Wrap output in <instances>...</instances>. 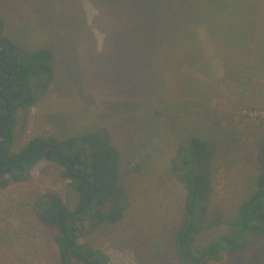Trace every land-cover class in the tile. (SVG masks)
<instances>
[{
  "label": "rangeland",
  "instance_id": "rangeland-1",
  "mask_svg": "<svg viewBox=\"0 0 264 264\" xmlns=\"http://www.w3.org/2000/svg\"><path fill=\"white\" fill-rule=\"evenodd\" d=\"M250 3L256 13L248 18L259 28L249 37L260 35L257 46L264 40V0ZM0 20V35L17 44L21 57L42 50L53 56L51 83L40 88L36 82L35 103L17 115L13 152L35 138L52 139L65 153L85 146L98 174L118 163L123 216L96 228L85 224L79 243L104 252L108 264H180L173 240L182 225L186 191L172 168L180 144L190 137L211 149V191L203 202L207 228L193 248L228 233L223 222L237 218L260 173L264 62L260 72H253L247 57L232 55L226 60L236 75L225 73L223 55L205 21H198L185 27L195 43L185 58L175 54L179 45L171 38L154 41L149 49L165 61L159 95L142 91L140 73L128 68L136 60L140 69L139 52L145 47L143 35L132 41L122 35L129 26L140 27L139 17H132L122 1L0 0ZM191 51L196 58L188 56ZM129 53H138L137 58L128 59ZM65 172L64 166L41 160L26 179L0 188V264H61L54 240L58 229L40 222L34 202L53 192L76 210L79 194ZM111 209L109 202L103 210ZM249 242L205 264H264V239L249 237Z\"/></svg>",
  "mask_w": 264,
  "mask_h": 264
},
{
  "label": "trees",
  "instance_id": "trees-1",
  "mask_svg": "<svg viewBox=\"0 0 264 264\" xmlns=\"http://www.w3.org/2000/svg\"><path fill=\"white\" fill-rule=\"evenodd\" d=\"M119 1L123 2L132 17L138 16L140 19V27L135 29L134 25L129 26L122 35L128 41L136 39L138 34L143 35L145 50L139 52L140 69L136 60H131V66L128 65V68H133L134 73H140L141 81H137V84H141L142 91H154L159 95L161 91L160 70L165 66V61L162 53H152L149 50L154 41H168L171 38V43L179 45L175 54L183 53L180 57L185 58V52L193 50L195 46L193 36L185 27L189 28L191 25V29L195 23L203 20L216 45L217 53L223 55L221 59L225 73L236 75L228 69L230 63L226 60L232 55H244L250 69L260 72L258 66L264 62V40L256 46V41L260 39L255 37L259 34H253L254 38L249 37L252 32L258 33L259 28L255 20L248 18L251 13H256L250 0ZM2 28L0 20V30ZM190 53L194 52H189L188 56L196 58V52ZM137 54L132 56L129 53L126 57L136 59ZM3 56L7 66L3 62ZM52 57L51 53L44 50L26 58L21 57L17 44L0 35V149L3 144L0 152V188H7L13 182L26 179L31 168L41 160L64 166L65 175L72 180L79 194L76 210L71 211L59 194L47 192L34 202L37 217L45 226L58 229L54 240L61 264H73L74 260L85 264H108L109 258L104 252L89 244L79 243L78 240L85 224L96 228L100 224L116 223L123 216L124 206L120 203L123 191L116 182L118 159L115 161L117 164L111 166L112 171L107 167L106 173L102 169L98 174L92 170L93 159L85 146L65 153L52 139L35 138L21 152L14 153L12 150L18 113L28 111L35 103L36 82L40 88H46L53 79L50 63ZM146 72L149 73L148 76ZM7 73L10 74L9 82ZM96 148L98 151V147ZM210 155L211 149L207 143L190 137L180 144L173 164L172 171L186 191L182 225L173 240L180 264L219 261L226 252L237 253L245 249L250 243L249 237L254 241L264 239L263 140L259 153L260 173L255 181L254 191L239 205L237 218L223 222L228 227V233L216 237L196 251L193 248L195 237L207 228L203 224V202L211 191L208 168ZM102 164L108 166L107 162L100 165ZM109 202L113 204V209L106 213L103 209Z\"/></svg>",
  "mask_w": 264,
  "mask_h": 264
},
{
  "label": "water",
  "instance_id": "water-1",
  "mask_svg": "<svg viewBox=\"0 0 264 264\" xmlns=\"http://www.w3.org/2000/svg\"><path fill=\"white\" fill-rule=\"evenodd\" d=\"M3 62H4V64H5V66H7L6 65V63H5V57L3 56ZM7 77H8V82H9V79H10V74L9 73H7ZM2 87H0V89H1ZM8 88H9V86H8ZM9 117V116H8ZM2 149H3V144H1V149H0V152L2 151Z\"/></svg>",
  "mask_w": 264,
  "mask_h": 264
}]
</instances>
